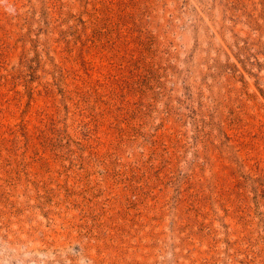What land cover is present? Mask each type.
Returning a JSON list of instances; mask_svg holds the SVG:
<instances>
[{
  "label": "rangeland",
  "instance_id": "1",
  "mask_svg": "<svg viewBox=\"0 0 264 264\" xmlns=\"http://www.w3.org/2000/svg\"><path fill=\"white\" fill-rule=\"evenodd\" d=\"M0 264H264V0H0Z\"/></svg>",
  "mask_w": 264,
  "mask_h": 264
}]
</instances>
